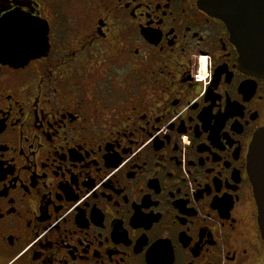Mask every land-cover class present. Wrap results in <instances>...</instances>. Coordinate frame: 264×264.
Segmentation results:
<instances>
[{
    "label": "flooded vegetation",
    "instance_id": "1",
    "mask_svg": "<svg viewBox=\"0 0 264 264\" xmlns=\"http://www.w3.org/2000/svg\"><path fill=\"white\" fill-rule=\"evenodd\" d=\"M46 55L0 63V264H264L247 172L264 74L196 0H0Z\"/></svg>",
    "mask_w": 264,
    "mask_h": 264
},
{
    "label": "water",
    "instance_id": "2",
    "mask_svg": "<svg viewBox=\"0 0 264 264\" xmlns=\"http://www.w3.org/2000/svg\"><path fill=\"white\" fill-rule=\"evenodd\" d=\"M220 18L232 34L240 53V65L254 74H264V0H196ZM21 18V17H20ZM0 23V63L23 66L46 55L47 30L21 18L16 28L5 31ZM247 172L257 207V224L264 243V127L257 131L247 155Z\"/></svg>",
    "mask_w": 264,
    "mask_h": 264
}]
</instances>
